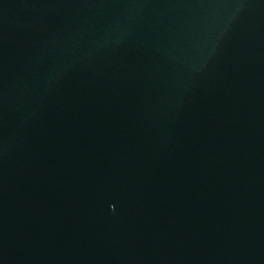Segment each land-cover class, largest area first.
<instances>
[{"label": "water", "instance_id": "95a60500", "mask_svg": "<svg viewBox=\"0 0 264 264\" xmlns=\"http://www.w3.org/2000/svg\"><path fill=\"white\" fill-rule=\"evenodd\" d=\"M0 264H264V0H0Z\"/></svg>", "mask_w": 264, "mask_h": 264}]
</instances>
